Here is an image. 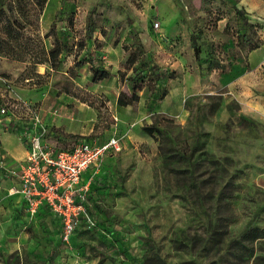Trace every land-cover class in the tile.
<instances>
[{
    "label": "rangeland",
    "instance_id": "obj_1",
    "mask_svg": "<svg viewBox=\"0 0 264 264\" xmlns=\"http://www.w3.org/2000/svg\"><path fill=\"white\" fill-rule=\"evenodd\" d=\"M0 8L27 45L8 42L18 57L0 50V109L22 105L11 109L15 121L0 111V264H264V0L41 8L0 0ZM56 44L55 65L33 62ZM95 69L110 74L95 81ZM123 91L139 99L120 106ZM40 107L51 147L113 134L122 145L88 169L91 221L68 241L49 210L32 215L9 193V166L20 157L2 134L24 138L25 115ZM151 124L159 132L144 130ZM220 209L231 215L223 238L214 232Z\"/></svg>",
    "mask_w": 264,
    "mask_h": 264
},
{
    "label": "built area",
    "instance_id": "obj_2",
    "mask_svg": "<svg viewBox=\"0 0 264 264\" xmlns=\"http://www.w3.org/2000/svg\"><path fill=\"white\" fill-rule=\"evenodd\" d=\"M154 26L158 27L159 22L156 21ZM20 106V103L12 102L0 111L10 114L11 109ZM57 112L54 110V114ZM27 116L30 121L24 138L28 155L24 160L11 163L9 168L18 179V192L25 199L29 213L34 215L41 205H47L61 220L62 238L68 241L82 221H91L86 206L91 182L85 180L83 174L104 153L119 151L122 145L115 134L103 142L79 137L71 148L56 149L46 141L48 126L39 110L31 109V115Z\"/></svg>",
    "mask_w": 264,
    "mask_h": 264
},
{
    "label": "trees",
    "instance_id": "obj_3",
    "mask_svg": "<svg viewBox=\"0 0 264 264\" xmlns=\"http://www.w3.org/2000/svg\"><path fill=\"white\" fill-rule=\"evenodd\" d=\"M36 2L37 5H39V7L41 8L44 3L46 2V0H34ZM4 12V10L2 8H0V26H1V31L3 33V38L0 41V50L5 53V54H9L12 57H18V55H15L14 53H11L10 50H8L7 48V44L9 41L14 42V47L18 48L19 50L24 51V49L27 47L26 43L20 41V37L22 36V34L20 32H18L16 30V26L18 25L16 21H11L9 19H7V21L3 22L2 20V13ZM61 53V48H60V44H56L54 47L50 48V49H44L42 48V50L34 56H32L33 62L35 63H42L45 61H48L51 65H55L58 57ZM110 74V72L108 70L105 69H95L94 71V76L93 79L95 81L103 79L105 77H107ZM139 99V95L135 92L133 93H127L125 91L121 92V94L119 95L118 99H117V103L120 106H128L133 104L134 102H136ZM144 130L153 135L155 134V132H159V129L156 127L155 124H151V125H147L144 127ZM217 202L219 204V206H227L226 201L224 200V197H222L221 195L217 198ZM227 213H229L228 211L223 215V211L222 209L218 210L216 213V230L214 231L215 234H217L218 236L220 235L221 238H223L224 236V232H228V218L231 215H227ZM220 228L223 231H219ZM226 230V231H225ZM220 240V238H219Z\"/></svg>",
    "mask_w": 264,
    "mask_h": 264
},
{
    "label": "crops",
    "instance_id": "obj_4",
    "mask_svg": "<svg viewBox=\"0 0 264 264\" xmlns=\"http://www.w3.org/2000/svg\"><path fill=\"white\" fill-rule=\"evenodd\" d=\"M257 52H258V49L253 50L251 52V59L253 60V62H255V64H257V57H258V53ZM39 112H40V114H41V116H42L45 124L49 127L50 126V123L48 121L49 118L46 116L47 114L45 112H43V107H40L39 108ZM11 113L13 115H17L16 112L13 113L11 111ZM25 117H28V116L25 115ZM7 119H9L10 121H15L16 120L14 118V116H13V118L12 117H7ZM60 124H62V123H60ZM64 124H65L64 126L66 128H72V124L67 123V122H65ZM113 135H115V134H113ZM113 135H111V136H113ZM23 136H24V134H23ZM111 136H109V137H111ZM2 137L4 138V141H5V148L10 152V154L11 155H14L15 157H20L18 159H15L14 162L24 160L27 157V155H28V149H27V145H26V142H25V138H21L19 135H14V134L12 135V134H10L7 131L6 132L5 131L3 132ZM15 137L19 141H17ZM107 139H105V140H107ZM90 140L94 141L93 139H90ZM46 141L50 145V143L48 142V138H46ZM101 142H103V141H101ZM87 171L83 174V178L85 180H86V176L85 175H86ZM19 186H20V184L18 182V179L16 177H14V183L11 186V188L9 189V193L12 194V195H14V196H18L19 197V200L24 204L26 210L28 211L27 204H26L25 199L22 197L21 193L18 192ZM44 208L47 209V210H49V212H50L49 214H50L51 218L61 228V226H62L61 220L56 215H54V213L50 210V208L47 205H41L38 210L40 211L41 209H44Z\"/></svg>",
    "mask_w": 264,
    "mask_h": 264
}]
</instances>
